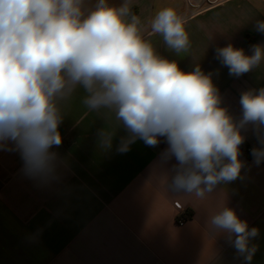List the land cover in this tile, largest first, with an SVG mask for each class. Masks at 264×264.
Here are the masks:
<instances>
[{"label": "clouds", "instance_id": "obj_1", "mask_svg": "<svg viewBox=\"0 0 264 264\" xmlns=\"http://www.w3.org/2000/svg\"><path fill=\"white\" fill-rule=\"evenodd\" d=\"M187 22L173 7H164L150 22L151 34L179 54L190 48ZM255 27L264 33V20ZM216 58L229 75L240 77L261 64L264 45H253L249 55L228 44L216 49ZM78 89L88 110L114 116L126 131L118 153L137 140L155 147L165 138L162 159L177 161L169 189L201 199L218 185L243 178L242 131L264 129V87L241 94L242 115L234 118L221 106L212 73L199 64L183 71L144 38L130 0L119 5L95 0L91 6L88 0H0V150L18 151L30 178H57L58 154L52 149L62 143V104ZM115 134L101 129L100 147L110 149ZM257 139L261 146L251 154L259 165L264 137ZM210 225L213 233H227L237 253L251 260L257 228L249 229L226 205Z\"/></svg>", "mask_w": 264, "mask_h": 264}, {"label": "crops", "instance_id": "obj_2", "mask_svg": "<svg viewBox=\"0 0 264 264\" xmlns=\"http://www.w3.org/2000/svg\"><path fill=\"white\" fill-rule=\"evenodd\" d=\"M94 3L88 0L89 6ZM169 6L183 15L182 0H130L144 38L183 71L199 64L212 73L221 106L239 119L241 94L264 87V60L235 77L216 58V49L232 44L251 55L253 45H264V33L255 27L264 20V0H234L188 21L190 48L179 54L151 34L152 18ZM84 95L78 89L62 104V143L52 149L58 154L56 179L30 178L18 151L0 150V264H264V162L257 165L242 153L261 146L257 138L264 137V129L242 131L243 178L222 183L201 199L169 189L177 161L162 159L165 138L155 147L137 140L118 153L126 131L114 116L88 110ZM105 127L116 131L106 150L98 137ZM225 205L249 229H258L250 240L255 246L250 261L237 253L227 233L212 231L210 218Z\"/></svg>", "mask_w": 264, "mask_h": 264}, {"label": "built area", "instance_id": "obj_3", "mask_svg": "<svg viewBox=\"0 0 264 264\" xmlns=\"http://www.w3.org/2000/svg\"><path fill=\"white\" fill-rule=\"evenodd\" d=\"M184 4L183 16L187 21H191L215 8L221 7L234 0H182ZM251 148L245 147L242 153L251 156Z\"/></svg>", "mask_w": 264, "mask_h": 264}]
</instances>
